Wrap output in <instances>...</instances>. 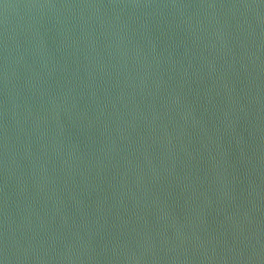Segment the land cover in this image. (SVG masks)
Wrapping results in <instances>:
<instances>
[{"label": "water", "instance_id": "obj_1", "mask_svg": "<svg viewBox=\"0 0 264 264\" xmlns=\"http://www.w3.org/2000/svg\"><path fill=\"white\" fill-rule=\"evenodd\" d=\"M0 264H264V0H0Z\"/></svg>", "mask_w": 264, "mask_h": 264}]
</instances>
